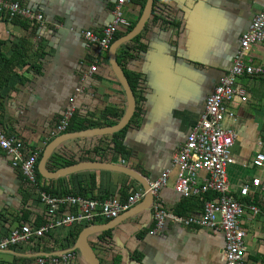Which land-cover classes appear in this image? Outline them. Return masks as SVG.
<instances>
[{
  "label": "crops",
  "instance_id": "0c3cea01",
  "mask_svg": "<svg viewBox=\"0 0 264 264\" xmlns=\"http://www.w3.org/2000/svg\"><path fill=\"white\" fill-rule=\"evenodd\" d=\"M6 1L18 2L41 14L43 23L37 25L22 18L12 22L0 17V128L20 138L28 153H43L51 141L62 135H56L55 128L75 96L73 125L97 123L101 125L97 128H102L110 127L102 125L115 119L118 123L126 112L127 100L109 65L108 51L88 44L83 37L86 31L101 34L112 19L116 0ZM143 2L131 0L125 7L129 26L139 20ZM263 6L264 0H155L139 40L126 49H135L132 57L116 53L123 72L137 83L132 91L136 115L126 126L124 136L129 156L119 164L100 161L99 157L94 162L127 167L149 183L171 170L168 185L158 199L165 209L175 212L184 199L173 189L172 156L195 127L205 98L230 69L241 36ZM25 22L29 25L25 26ZM249 54L255 66L264 68V43L252 46ZM92 65H96L94 72H90ZM237 87L243 96L229 103L226 122L236 133L232 147L235 164L227 169L235 198L242 184L255 177L264 180V167L252 165L255 155L264 150L259 145V141L264 144V77H243ZM109 110L121 113L119 120L108 115ZM99 138L67 140L52 155L73 158L75 164L91 162L79 159L85 150L99 145ZM48 161L46 169L53 172ZM70 175L74 181L82 182L81 193L94 198L119 199L121 188L128 186L127 180L113 171L81 170L61 178ZM45 180L57 186L54 180ZM132 180L129 188H142ZM26 188L31 189L0 151L1 237L20 223L39 227L46 221L47 209L35 192L31 190L23 204L22 192ZM250 197L257 198L258 205L263 206V191L251 193ZM186 207L185 216L202 215L199 200ZM71 211L62 209L56 216ZM22 212L25 215L20 219ZM123 214L96 223L111 227L88 238L100 264L225 263L224 239L218 231L167 222L161 231L150 234L151 206L125 220ZM261 216L243 210L239 229L245 233L244 264H264ZM70 230L71 227L58 228L44 236L40 244L0 251V264H28L37 256L59 255L72 249L75 243L60 249L67 243ZM106 232L109 237H101ZM69 264L87 263L76 250Z\"/></svg>",
  "mask_w": 264,
  "mask_h": 264
},
{
  "label": "built area",
  "instance_id": "2783aa9c",
  "mask_svg": "<svg viewBox=\"0 0 264 264\" xmlns=\"http://www.w3.org/2000/svg\"><path fill=\"white\" fill-rule=\"evenodd\" d=\"M131 0H116L111 21L103 28L100 35L91 31L83 33L88 44L96 46L101 51H108L114 35L128 28L125 19V7ZM0 14L8 20L26 19L37 25L43 23V16L18 2L0 0ZM264 43V6L251 20L246 32L240 38L231 67L219 80L213 91L205 98L203 111L190 131L186 140L171 159L172 170H175L174 191L182 199L197 198L202 203L200 217L181 216L165 209L159 201L160 191L168 185L171 170H166L154 181L149 183V191L153 195L151 204L153 228L150 234H155L165 227L167 222L180 227H199L222 233L224 239V264H244L245 233L240 230V219L246 208L254 215L261 214L264 222V212L256 205H244L240 199L250 197L256 191L264 192V180L258 177L240 186L237 198L233 197L228 180L227 169L235 164L232 147L236 138L235 131L227 125L228 105L234 99L243 96L238 89V81L243 77H263L264 68L255 66L250 58V50L254 45ZM96 70V65L90 66V72ZM77 93L80 91L76 90ZM76 97V96H75ZM70 99L68 108L62 114L55 130L56 135L64 134L69 127L75 112V99ZM264 148V144L259 141ZM24 144L18 137L6 134L0 128V150L9 159L13 168H17L47 211V219L39 227L20 223L9 229L7 235L0 238V251L4 252L19 245L35 244L38 239L58 228L72 227L81 223H92L96 219H113L138 204L145 195L142 188L125 199L109 198L103 201L86 199L78 196L53 197L37 187L38 153H24ZM123 163V162H122ZM256 168L264 167V150L254 157ZM211 194L212 198H206ZM71 209V212L56 216L60 208ZM76 253L67 249L59 255L37 256L28 264H69L74 261Z\"/></svg>",
  "mask_w": 264,
  "mask_h": 264
},
{
  "label": "water",
  "instance_id": "95a60500",
  "mask_svg": "<svg viewBox=\"0 0 264 264\" xmlns=\"http://www.w3.org/2000/svg\"><path fill=\"white\" fill-rule=\"evenodd\" d=\"M155 0H146V3L144 5L143 11L141 13V16L133 29L129 31L126 35L116 39L113 41L108 49V61L109 65L118 80L121 88L124 91L125 94V100H127V108L126 112L123 115V117L120 119V121L110 127H102V128H94V129H86L83 131L78 132H71V133H64L60 135L59 137L55 138L53 141H51L47 147L44 149L42 156L40 158V161L38 163L37 171L41 177L47 180H56L58 178L64 177L66 175L75 173L77 171H83V170H95V171H113L119 174L126 175L133 180L140 183L143 190L145 191V196L143 200L137 204L136 206L132 207L130 210L124 212L122 215V219H128L129 217L140 213L151 206L153 202V195L149 191V182L146 181L143 177H141L139 174L134 172L133 170L121 166V165H113L103 162H82L78 163L72 166L64 167L61 169H58L56 171H48L46 169V162L51 157L54 150L63 142L67 140H73V139H85V138H92V137H101V136H107V135H113L114 133L122 130L124 127L128 125L131 118L133 117L134 111H135V100H134V94L132 92V89L130 87V84L128 83L127 77L125 76L123 69L118 64L116 59V53L118 49H120L125 44L132 41L136 36H138L143 29L145 28V25L147 21L149 20V17L151 16L153 4ZM109 224L104 225H89L88 227H85L77 236L76 242L72 250H78L79 253L84 258L85 262L87 264H100L94 250L92 249L88 238L91 235L98 234L99 232L104 231L105 229L109 228Z\"/></svg>",
  "mask_w": 264,
  "mask_h": 264
},
{
  "label": "trees",
  "instance_id": "16d2710c",
  "mask_svg": "<svg viewBox=\"0 0 264 264\" xmlns=\"http://www.w3.org/2000/svg\"><path fill=\"white\" fill-rule=\"evenodd\" d=\"M144 3H145V0L143 2V5H142L143 7H144ZM18 19H20V18L12 19V22L20 21ZM24 24H25V26L29 25L28 22H25ZM134 26H135V23L130 25V26H128V28L126 30L117 32L114 35L113 41H115L116 39L126 35L129 31H131L133 29ZM139 37H140V34L138 36H136L132 41H130L129 43H127L124 46H122L117 51V54L119 55V54L124 53V56H127V58L132 57L131 53L135 49H132L129 52H126V49L129 50V45L131 43H134V42L138 41ZM137 46L139 47V49L141 48V45L138 44ZM104 52H107V51H104ZM118 64L121 65L120 62ZM124 74H125V76H127V80H128V83L130 84V87H131L132 91H134L137 83L134 80L131 81L129 79V75L128 74H126V73H124ZM107 114L116 116L118 118V120L121 117V113L119 114V113L115 112L114 110H109L107 112ZM135 115L136 114L134 113L133 117ZM73 120H74V118L71 119L69 127H68V129L66 130L65 133L78 132V131H83V130H86V129H92V128L101 127V125H98L97 123H82V124H78V125H73L72 124ZM116 124H117V120L115 119V121H111V122L105 123L102 126H114ZM126 128L127 127H124L122 130L114 133L113 135H107V136L100 137L99 140L100 139L101 140H100L99 145H97L93 149L85 150L82 153V155L80 156L79 160H81V161H87V160L88 161H90V160L95 161V160H98L97 158L99 157L100 161H103V162L108 161L110 163L119 164L120 161L125 160L126 158H128L129 151L127 150V148L125 147V144H124V136H125ZM24 153H25L26 156L28 155V152H27L26 148L24 149ZM41 156H42V152L39 154V157H38V160H37V166H38V163L40 161ZM63 157L64 156H61V155H58L57 153H54L50 157V159L48 161V163L50 165V169H52L53 171H56L57 169L68 167V166H71V165L76 163V161L73 158H63ZM252 165L254 166V159L252 161ZM14 169L18 170L17 168H14ZM119 175H121L123 178H125L127 180L126 183L128 185L127 189L125 188V185L121 188L122 192L120 193L121 195L119 196V200H123L128 195L133 193L135 190H134V187L129 188V180L130 179L132 180V178H129L128 176L123 175V174H119ZM54 181L57 183L56 187L53 186L52 184H47L46 180L43 177H41L39 175L38 171H37V187L39 188V190L44 191L46 194H48L50 196L61 197V196H68V195H71V196L72 195L73 196L74 195L75 196L78 195L80 197L87 198V199H97V200H101V201L106 199L105 198L106 196L105 197H101L100 196L99 198H94L92 196H89V194H87L86 192L85 193H81V189H83L82 188V182L81 181H78V182L74 181V177L71 176V175L67 179L59 178V179L54 180ZM51 182L52 181H49V183H51ZM75 190H77V192ZM30 192H31V190L30 189L28 190L27 188L23 190V192H22L23 204H25L26 200L28 199ZM206 198H208V199L212 198L211 194H207ZM195 199H197V198H190V199L182 200V202L179 204V206L177 207V209H176V211L174 213H176L177 215L185 216L188 213L187 212L188 211V207H186V205H188V203H192V202L197 201V200L200 201V199H197V200H195ZM239 202L243 203V204H246V205L253 204V205L259 206L258 205V199L257 198H253V197L240 199ZM200 203H201V201H200ZM184 205H185V208H183ZM259 207H260L259 208L260 211L264 212V204H263V206H259ZM62 209H65V208L61 207L60 210H58V211L62 212ZM24 215H25V212H22V216H21L20 219H23ZM0 218H1V216H0ZM100 221L107 222L108 220L96 219L95 221H93L90 224H96V223H98ZM22 222H26V221H22ZM90 224L81 223L79 225H76V224L73 225L71 227V230L68 232L67 237H66V242L68 244L66 243L65 245H62V246L60 245V249H64L65 247H67L69 245H73L76 242L77 236L80 233V231L83 228H85L88 225H90ZM2 235L5 236L6 235V231H5V233H2ZM103 235L104 236H101V233L99 234V236H101V237H105V236L109 237V234L107 232L103 233ZM0 237H1V235H0ZM43 238L38 239V244H40V242H42Z\"/></svg>",
  "mask_w": 264,
  "mask_h": 264
},
{
  "label": "clouds",
  "instance_id": "9594fccd",
  "mask_svg": "<svg viewBox=\"0 0 264 264\" xmlns=\"http://www.w3.org/2000/svg\"><path fill=\"white\" fill-rule=\"evenodd\" d=\"M130 2H131V1H130ZM37 167H38V166H37ZM37 167H36V172H37ZM148 185H149V184H148ZM144 196H145V195H144ZM86 199H87V198H86ZM92 200H93V199H92ZM142 200H143V199H142ZM142 200H141V201H142ZM98 201H100V200H98ZM102 201H103V200H102ZM141 201H140V202H141ZM140 202H139V203H140ZM139 203H138V204H139ZM152 203H153V202H152ZM136 205H137V204H136ZM136 205H135V206H136ZM133 207H134V206H133ZM129 210H130V209H129ZM127 211H128V210H127ZM123 213H124V212H123ZM123 213H122V214H123ZM120 215H121V214H120ZM117 217H118V216H117ZM98 219H99V218H98ZM101 220H105V219H101ZM107 220H110V219H107ZM90 225H92V224H90ZM88 226H89V225H88ZM88 226H87V227H88ZM74 251L76 252V250H74Z\"/></svg>",
  "mask_w": 264,
  "mask_h": 264
},
{
  "label": "rangeland",
  "instance_id": "374dc122",
  "mask_svg": "<svg viewBox=\"0 0 264 264\" xmlns=\"http://www.w3.org/2000/svg\"><path fill=\"white\" fill-rule=\"evenodd\" d=\"M0 17H1V14H0ZM1 18H4V16H3V17H1Z\"/></svg>",
  "mask_w": 264,
  "mask_h": 264
}]
</instances>
